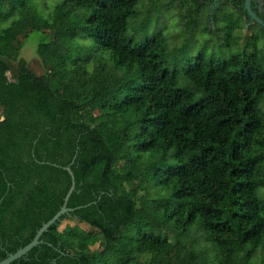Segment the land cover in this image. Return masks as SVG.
I'll return each instance as SVG.
<instances>
[{
	"label": "trees",
	"instance_id": "trees-1",
	"mask_svg": "<svg viewBox=\"0 0 264 264\" xmlns=\"http://www.w3.org/2000/svg\"><path fill=\"white\" fill-rule=\"evenodd\" d=\"M35 3L0 0V262L60 210L66 167L72 211L10 264H250L264 252L258 50L198 54L179 73L159 34L128 36L138 0H62L46 16ZM32 32L44 34L40 75L21 58Z\"/></svg>",
	"mask_w": 264,
	"mask_h": 264
},
{
	"label": "rangeland",
	"instance_id": "rangeland-1",
	"mask_svg": "<svg viewBox=\"0 0 264 264\" xmlns=\"http://www.w3.org/2000/svg\"><path fill=\"white\" fill-rule=\"evenodd\" d=\"M61 1L36 0L35 7L40 15L46 16ZM193 1L138 0L137 17L128 22V36L137 42L143 37L159 34L164 40L163 58L166 68L171 71L177 68L179 73L183 65L198 54L206 59L212 57L224 60L243 51L258 50L264 61V31L259 25L248 23L229 6L217 9L210 21L204 16L207 9L197 11ZM189 7L193 11H188V19L184 22L182 16ZM43 36L41 32L30 33L21 51V58L39 75L43 70L36 57V46ZM178 87L192 88L182 74L178 76ZM250 264H264L262 249L257 250Z\"/></svg>",
	"mask_w": 264,
	"mask_h": 264
},
{
	"label": "water",
	"instance_id": "water-1",
	"mask_svg": "<svg viewBox=\"0 0 264 264\" xmlns=\"http://www.w3.org/2000/svg\"><path fill=\"white\" fill-rule=\"evenodd\" d=\"M250 3L251 0H245V10L247 15L254 20L258 25H260L261 27L264 28V22L259 20V18H257V16L252 12L251 7H250ZM66 171L68 172L69 176L71 177V185L64 197L63 200V205L61 206L60 210L46 223H44L41 228L36 232L34 238L32 239V241L27 244L26 246H24L23 248H20L19 250H17L15 253L13 254H9L4 260H2L0 262V264H10L13 261L21 258L22 256H24L25 254H27L31 249H33L34 247H36L37 245H39L41 243L40 241V236L47 231V229L54 224L61 215L72 211L71 209L67 208V201L69 199V196L71 195V193L74 191L75 188V183H74V177L73 174L71 172V170L69 169V167L65 168Z\"/></svg>",
	"mask_w": 264,
	"mask_h": 264
},
{
	"label": "flooded vegetation",
	"instance_id": "flooded-vegetation-1",
	"mask_svg": "<svg viewBox=\"0 0 264 264\" xmlns=\"http://www.w3.org/2000/svg\"><path fill=\"white\" fill-rule=\"evenodd\" d=\"M197 1L199 3L198 9L200 11H202V8L207 9V12L205 13L204 16L207 17L208 20L210 21L213 20V17L215 16L214 13L217 9H220L221 7L229 6L234 11H237L238 14L241 15L243 18H245V20L248 23L257 24L254 20H252L247 15L245 7H244L245 0H197ZM250 7H251L252 12L257 16V18H259V20L264 22V20L262 19V17H264L263 0H251Z\"/></svg>",
	"mask_w": 264,
	"mask_h": 264
}]
</instances>
